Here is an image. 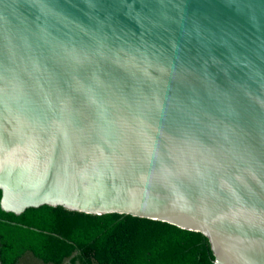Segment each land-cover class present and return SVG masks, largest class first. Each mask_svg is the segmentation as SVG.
Wrapping results in <instances>:
<instances>
[{"label": "water", "instance_id": "95a60500", "mask_svg": "<svg viewBox=\"0 0 264 264\" xmlns=\"http://www.w3.org/2000/svg\"><path fill=\"white\" fill-rule=\"evenodd\" d=\"M0 191L264 264V0H0Z\"/></svg>", "mask_w": 264, "mask_h": 264}, {"label": "trees", "instance_id": "16d2710c", "mask_svg": "<svg viewBox=\"0 0 264 264\" xmlns=\"http://www.w3.org/2000/svg\"><path fill=\"white\" fill-rule=\"evenodd\" d=\"M1 196V191H0ZM206 236L127 214L0 209L1 264H213Z\"/></svg>", "mask_w": 264, "mask_h": 264}]
</instances>
